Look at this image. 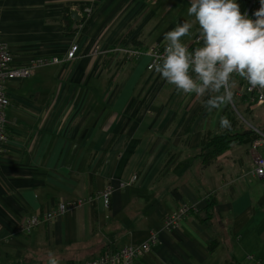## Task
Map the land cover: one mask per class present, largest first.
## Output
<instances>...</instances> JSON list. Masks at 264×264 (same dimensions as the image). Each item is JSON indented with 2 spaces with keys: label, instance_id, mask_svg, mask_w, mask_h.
<instances>
[{
  "label": "crops",
  "instance_id": "1",
  "mask_svg": "<svg viewBox=\"0 0 264 264\" xmlns=\"http://www.w3.org/2000/svg\"><path fill=\"white\" fill-rule=\"evenodd\" d=\"M250 1L237 0L242 13ZM87 7L92 15L80 23ZM189 7V0H0V38L14 65L63 59L78 46L74 60L5 84L0 264H47L49 251L59 264H78L151 234L156 242L136 264L264 260V187L251 175L249 146H232L204 167L200 142L218 132L222 110L208 121L203 99L147 70L148 56L111 54L119 45L166 44L164 34L185 21L194 25L182 38L190 45L199 32ZM66 8L80 17L70 18L72 35L62 31ZM78 200L81 207L29 234L15 231L18 222ZM181 202L196 214L165 231L164 218Z\"/></svg>",
  "mask_w": 264,
  "mask_h": 264
},
{
  "label": "clouds",
  "instance_id": "2",
  "mask_svg": "<svg viewBox=\"0 0 264 264\" xmlns=\"http://www.w3.org/2000/svg\"><path fill=\"white\" fill-rule=\"evenodd\" d=\"M187 9L198 24L200 46L189 50L182 41L193 23L185 21L164 34L163 53L152 65L164 81L184 95L204 100L208 111L220 110L233 102V76L238 75L253 89L264 90V0L252 15L242 13L237 0H189ZM220 127L231 128L227 117ZM47 264H59L48 252Z\"/></svg>",
  "mask_w": 264,
  "mask_h": 264
},
{
  "label": "built area",
  "instance_id": "3",
  "mask_svg": "<svg viewBox=\"0 0 264 264\" xmlns=\"http://www.w3.org/2000/svg\"><path fill=\"white\" fill-rule=\"evenodd\" d=\"M259 8L260 0H251L246 13L250 18L255 19L252 14ZM83 12L86 16L85 20H88L92 15V10L89 7L85 8ZM197 40L198 37L190 42V45H188L189 50H193L195 47L200 46L197 43ZM164 47L165 44L158 43L145 50L123 47L115 49L114 51L126 60H136L142 56H148L149 62L147 70L152 71L154 70L152 65L155 63L156 58L163 53ZM77 52L78 46L72 45L63 59L32 58L28 60L25 65L16 66L13 63L10 49L6 43L1 41L0 38V154H3L6 151L8 141L5 111L9 107V99L5 92V84L13 80L30 78L39 68L72 61L76 58ZM233 80L235 81V94L238 98L244 99L245 105L264 107V90L251 88L247 81L235 74L233 76ZM249 127L257 136V138L250 144V150L253 153V166L251 172L254 177L264 180V126L261 129L253 126ZM135 179L136 177H133L132 181ZM121 186H123V184H121ZM110 194L111 188H105L102 194L105 205L108 203ZM81 205V200L59 203L54 210L44 214L43 216H34L26 221L18 222L15 226V231L17 233L29 234L30 231L38 224L47 223L69 210L81 207ZM196 211L197 210L194 206L181 202L171 214L164 218L163 229L167 232L176 230L179 223L184 218L190 215H195ZM156 239V235L151 234L149 239L141 244L126 245L117 250L104 251L99 256L78 264H136L137 259L145 256L150 251V246L156 242ZM244 259L249 264H264L263 259L256 258L253 254L246 255Z\"/></svg>",
  "mask_w": 264,
  "mask_h": 264
},
{
  "label": "trees",
  "instance_id": "4",
  "mask_svg": "<svg viewBox=\"0 0 264 264\" xmlns=\"http://www.w3.org/2000/svg\"><path fill=\"white\" fill-rule=\"evenodd\" d=\"M70 18H71L70 12L66 8L64 10V16L62 19V23H63L62 31L66 35H72L74 33V31L72 30L73 24ZM85 19L86 16L83 12L82 21L80 23H83ZM233 92H234V100L242 105L244 103V99L238 98L235 94V91ZM206 99L207 97H204L202 103H204V100ZM234 100L232 102L233 105H235ZM245 106L247 107V105ZM246 110L248 109L245 108V111ZM221 117H227L231 121V128L223 129L220 127V123L218 122L217 133L203 135L200 142L199 157L201 158V162L204 167L211 164L220 155L228 151L232 146H247L257 138L256 134L249 127L238 129L239 126L237 125L234 112L230 109L229 104L223 107L220 118ZM263 126H264V120L262 124L256 128L261 129ZM208 207H210V205H208ZM225 264H233V263L227 262Z\"/></svg>",
  "mask_w": 264,
  "mask_h": 264
},
{
  "label": "rangeland",
  "instance_id": "5",
  "mask_svg": "<svg viewBox=\"0 0 264 264\" xmlns=\"http://www.w3.org/2000/svg\"><path fill=\"white\" fill-rule=\"evenodd\" d=\"M119 48H123V46H120V45L116 46L115 48L111 50V54L115 55L116 52L114 50L119 49ZM233 91H235V87H233ZM234 103L235 105H233L232 102L229 103V105H230V109L234 112L237 125L239 126L238 129L245 128V127L248 128L249 126L259 127L262 124L264 120V107H260V106H255V107L247 106L246 107L244 103L241 105L237 103L235 100H234ZM222 108L220 110H222ZM245 108H247L248 110L245 111ZM220 110H213L212 112H210L207 120L212 121L213 118L217 119L216 115L217 114L219 115ZM250 144L247 145L249 146V148H250ZM245 166H246V163L242 165V168L244 169L243 171H248V169L245 168ZM251 175H252V172H251ZM257 182L261 187H264V180L261 179V181L259 180Z\"/></svg>",
  "mask_w": 264,
  "mask_h": 264
},
{
  "label": "water",
  "instance_id": "6",
  "mask_svg": "<svg viewBox=\"0 0 264 264\" xmlns=\"http://www.w3.org/2000/svg\"><path fill=\"white\" fill-rule=\"evenodd\" d=\"M70 17H71L75 22L80 21V17L78 16L77 11L71 10V11H70Z\"/></svg>",
  "mask_w": 264,
  "mask_h": 264
}]
</instances>
